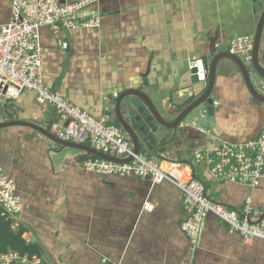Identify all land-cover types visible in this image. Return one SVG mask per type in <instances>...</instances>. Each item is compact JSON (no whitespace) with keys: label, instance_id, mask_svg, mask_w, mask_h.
<instances>
[{"label":"crops","instance_id":"0c3cea01","mask_svg":"<svg viewBox=\"0 0 264 264\" xmlns=\"http://www.w3.org/2000/svg\"><path fill=\"white\" fill-rule=\"evenodd\" d=\"M11 6L12 0H0V24L9 22ZM263 7L264 0H100L91 9L101 15L100 28L42 29L44 81L92 117L110 115L111 124H116L111 100L129 89L146 91L155 103L178 114L202 88L192 79L191 62L211 61L212 40L219 51H228L238 38L254 42L255 18ZM260 62L264 66V34ZM251 74L263 90V81L253 69ZM218 76L216 126L223 139L199 109L183 122L161 158L143 154L164 166L188 164L210 199L241 211L251 197L261 215L264 181L256 189L218 181L195 161L197 151L226 139L249 142L264 131V105L250 96L239 70L222 61ZM0 106L7 111L0 124L28 121L50 131L58 120L56 111L37 103L31 91ZM56 145L28 127L0 128V165L23 203L21 214L11 219L12 230L24 229L23 239L40 254L8 252L36 256L41 264H264V239L245 242L215 215L204 220L193 254L182 230L189 213L175 184L89 173L83 166L86 153L71 148L59 152ZM147 203L152 210L145 209Z\"/></svg>","mask_w":264,"mask_h":264},{"label":"built area","instance_id":"2783aa9c","mask_svg":"<svg viewBox=\"0 0 264 264\" xmlns=\"http://www.w3.org/2000/svg\"><path fill=\"white\" fill-rule=\"evenodd\" d=\"M99 1L12 0L11 18L8 23L0 24V105L19 98L25 91H31L35 93L37 103L49 105L58 114V120L50 126V132L58 139L87 144L117 158L133 157L127 163L88 159L83 162L87 172L102 176H136L150 179L155 184L166 181L175 184L184 195L189 213L182 230L189 239L193 254L199 247L204 220L208 215L220 218L245 242L264 239V218L256 222L260 212L254 208L251 197L241 211L210 199L205 184L188 172V164L168 163L165 167L146 154L136 155L124 130L110 123V115L96 119L46 85L42 29L82 31L100 28L101 15L91 13L92 7ZM60 45L63 49L68 47L66 42H60ZM252 48L253 39L248 37L235 39L229 46L230 52L240 57L248 68L253 67ZM190 69L191 72L196 70L199 82L207 80L208 67L204 59L193 60ZM195 161L205 164L218 181L256 189L264 181V131L249 142H223L213 149L197 151ZM22 209V199L15 182L0 165V217L15 220ZM145 209L152 210V205L147 203ZM0 264H41V259L23 257L10 251L0 253Z\"/></svg>","mask_w":264,"mask_h":264},{"label":"water","instance_id":"95a60500","mask_svg":"<svg viewBox=\"0 0 264 264\" xmlns=\"http://www.w3.org/2000/svg\"><path fill=\"white\" fill-rule=\"evenodd\" d=\"M255 19L257 22V30L252 48V69L264 82V66L260 62V48L264 34V7L262 8L261 13L256 15ZM216 45L215 41L212 40L210 49L212 59L210 62H206L208 67L207 80L199 82L197 75H195L196 70H192V79L194 83L201 84L202 88L199 89L198 92L192 94V96H195V100L180 113L177 114L174 111L169 110V108L167 109L166 106L162 107L158 103H155L148 93L141 89L124 90L116 97H113L111 103L115 118L119 126L130 138L133 151L136 155L147 151L161 158L159 153L175 141L183 122H185L193 112L199 109H201V117L206 118L209 122V127L213 132L222 138L221 131L216 126V111L218 106L215 102L214 93L218 84L219 65L222 61L231 63L239 70L250 96L258 103L264 105V88L263 90H260L255 85L254 78L251 74L252 69L248 68L242 59L233 55L230 50L219 51V49L216 48ZM231 71V67H225L226 73H231ZM8 125L28 127L43 134L61 147L59 152H62L67 148H72L82 151L87 155H92L116 163H127L133 160L132 156L126 159L117 158L105 155L87 144L62 141L49 130L36 123L28 121H11L0 124V128ZM225 141L237 143L230 139H226ZM263 218L264 212L258 216L256 222H259ZM250 222L253 221L250 220Z\"/></svg>","mask_w":264,"mask_h":264},{"label":"trees","instance_id":"16d2710c","mask_svg":"<svg viewBox=\"0 0 264 264\" xmlns=\"http://www.w3.org/2000/svg\"><path fill=\"white\" fill-rule=\"evenodd\" d=\"M115 125L119 126L117 122ZM96 158L97 157L95 156L88 155L85 161L88 159ZM13 223L14 221H12L11 219L6 220L0 217V253H6L9 250H16L19 251L22 255H39L40 253L33 247V245L27 244L26 241L23 239L22 236L24 234V229L20 228L16 232L12 230Z\"/></svg>","mask_w":264,"mask_h":264},{"label":"rangeland","instance_id":"374dc122","mask_svg":"<svg viewBox=\"0 0 264 264\" xmlns=\"http://www.w3.org/2000/svg\"><path fill=\"white\" fill-rule=\"evenodd\" d=\"M4 111V112H3ZM1 113L3 114V115H5L6 116V114H7V111H6V109L4 110V108L2 107V106H0V115H1ZM58 148H59V150H60V146L59 145H56ZM72 149V148H71ZM68 151V150H67ZM72 151H74V150H72Z\"/></svg>","mask_w":264,"mask_h":264},{"label":"flooded vegetation","instance_id":"af4514ba","mask_svg":"<svg viewBox=\"0 0 264 264\" xmlns=\"http://www.w3.org/2000/svg\"><path fill=\"white\" fill-rule=\"evenodd\" d=\"M115 121L117 122L116 118H115Z\"/></svg>","mask_w":264,"mask_h":264},{"label":"bare ground","instance_id":"6f19581e","mask_svg":"<svg viewBox=\"0 0 264 264\" xmlns=\"http://www.w3.org/2000/svg\"><path fill=\"white\" fill-rule=\"evenodd\" d=\"M165 167H167V166H165Z\"/></svg>","mask_w":264,"mask_h":264},{"label":"clouds","instance_id":"9594fccd","mask_svg":"<svg viewBox=\"0 0 264 264\" xmlns=\"http://www.w3.org/2000/svg\"><path fill=\"white\" fill-rule=\"evenodd\" d=\"M252 68H253V67H252ZM252 68H251V69H252Z\"/></svg>","mask_w":264,"mask_h":264}]
</instances>
